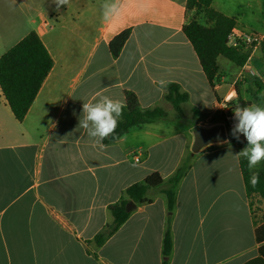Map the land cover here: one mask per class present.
I'll list each match as a JSON object with an SVG mask.
<instances>
[{"label":"crops","instance_id":"obj_1","mask_svg":"<svg viewBox=\"0 0 264 264\" xmlns=\"http://www.w3.org/2000/svg\"><path fill=\"white\" fill-rule=\"evenodd\" d=\"M186 3L70 0L57 9L55 0H0V57L35 31L54 61L23 121L0 89V264H264L256 238L264 198L247 196L236 156L247 142L233 141L221 104L234 91L231 104L264 106V79L247 74L233 84L244 69L264 76V54L250 49L242 67L219 56L210 83L183 32L195 16ZM212 7L248 31L264 17V0H213ZM125 30L130 36L114 56L109 44ZM169 85L188 94L181 112L166 99ZM130 94L141 109L160 107L168 117L109 136L103 147L78 127L84 102L106 95L128 106ZM217 124H225L226 141L192 154L196 128ZM188 158L172 212L166 195L152 190L150 202L95 242L129 186L155 172L167 182ZM262 168L264 161L255 169Z\"/></svg>","mask_w":264,"mask_h":264},{"label":"trees","instance_id":"obj_2","mask_svg":"<svg viewBox=\"0 0 264 264\" xmlns=\"http://www.w3.org/2000/svg\"><path fill=\"white\" fill-rule=\"evenodd\" d=\"M213 0H187L188 10H194L195 16L183 27V32L192 44L200 60L202 69L210 83L218 77L219 66L217 59L223 56L236 64L244 66L250 56L249 51H240L228 45V35L236 26V18L229 17L212 7ZM202 15L201 21L197 16ZM130 30H125L117 35L109 44L114 56H118L125 42L130 36ZM264 54V44L262 45ZM54 65L52 56L44 45L39 35L32 31L16 45L0 57V89L8 106L18 121H23L34 103L44 81ZM255 80V79H254ZM259 89L261 83H255ZM166 99L172 103L174 109L181 112L182 103L188 101V94L179 91L176 85H169ZM241 106L249 104L240 100ZM237 105V104H236ZM232 104V108L236 106ZM168 113L160 107L154 109H141L133 94L129 95V104L124 107L122 118L116 128L115 137H122L135 126H141L158 120H164ZM232 131V130H231ZM235 143L240 142L231 135ZM190 163V158L177 170L175 175L167 182L155 172L146 177L142 182L129 186L119 202L112 205L110 210L114 220L103 232L95 237L98 245L103 244L117 229L128 219L132 211L127 210V204L133 201L137 205L150 202L149 193L160 190L167 197L170 212L174 209L176 189L185 175ZM241 170L248 198L259 196L264 198V168L249 169L247 160L240 159ZM252 172L259 174V183L253 187L250 183ZM166 186L167 188H164ZM258 242L264 241V224L256 229ZM172 250V234L168 226L164 236V255L167 257ZM260 260L264 263V245L259 249Z\"/></svg>","mask_w":264,"mask_h":264},{"label":"clouds","instance_id":"obj_3","mask_svg":"<svg viewBox=\"0 0 264 264\" xmlns=\"http://www.w3.org/2000/svg\"><path fill=\"white\" fill-rule=\"evenodd\" d=\"M57 9L60 6H67L70 0H55ZM114 5H109L104 12L105 19H111L114 12ZM235 97V93L232 94ZM124 103L112 99L106 95H98L93 102H84L82 105V118L78 127L86 130L87 135L96 144L103 147L102 142L109 136L115 134L119 121L122 118ZM236 120L231 135L239 140L242 135L246 140V146L236 156L244 157L248 162L249 169H255L258 164L264 161V106L250 104L241 106L237 104L232 108ZM259 174L252 172L250 183L255 187L259 183Z\"/></svg>","mask_w":264,"mask_h":264},{"label":"built area","instance_id":"obj_4","mask_svg":"<svg viewBox=\"0 0 264 264\" xmlns=\"http://www.w3.org/2000/svg\"><path fill=\"white\" fill-rule=\"evenodd\" d=\"M263 44L264 33L258 31H248L234 27L228 35V45L240 51L246 52L256 47H262ZM247 74H250L260 80L264 79V76L262 74L249 69H244L233 81L234 86H239L244 83L246 81ZM233 93L234 91L232 93H229L227 96H225L224 101L221 102L222 107L228 112L226 120L228 121V126L231 129H233L236 124L231 104L233 100ZM136 160L138 161V159Z\"/></svg>","mask_w":264,"mask_h":264},{"label":"water","instance_id":"obj_5","mask_svg":"<svg viewBox=\"0 0 264 264\" xmlns=\"http://www.w3.org/2000/svg\"><path fill=\"white\" fill-rule=\"evenodd\" d=\"M194 142L192 145V154L199 152L204 147L214 144L221 143L227 139V131L225 124H217L211 128L198 127L194 131ZM110 139H115L114 135L110 136ZM136 208V203L130 201L127 204V210L132 211Z\"/></svg>","mask_w":264,"mask_h":264},{"label":"rangeland","instance_id":"obj_6","mask_svg":"<svg viewBox=\"0 0 264 264\" xmlns=\"http://www.w3.org/2000/svg\"><path fill=\"white\" fill-rule=\"evenodd\" d=\"M261 5V3H260ZM255 30H251V31H258V32H261V33H264V17L262 16V14L260 13V16H259V19L258 21L254 24V28ZM2 97L1 95V92H0V98ZM231 128L229 130V135H230V132H231Z\"/></svg>","mask_w":264,"mask_h":264}]
</instances>
